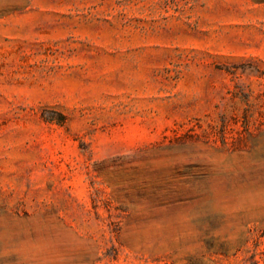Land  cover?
Here are the masks:
<instances>
[{
    "label": "rangeland",
    "instance_id": "1",
    "mask_svg": "<svg viewBox=\"0 0 264 264\" xmlns=\"http://www.w3.org/2000/svg\"><path fill=\"white\" fill-rule=\"evenodd\" d=\"M0 264H264V0H0Z\"/></svg>",
    "mask_w": 264,
    "mask_h": 264
}]
</instances>
